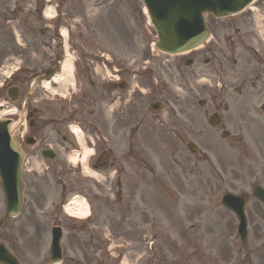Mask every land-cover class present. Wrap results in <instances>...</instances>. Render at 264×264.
Listing matches in <instances>:
<instances>
[{
  "label": "flooded vegetation",
  "instance_id": "1",
  "mask_svg": "<svg viewBox=\"0 0 264 264\" xmlns=\"http://www.w3.org/2000/svg\"><path fill=\"white\" fill-rule=\"evenodd\" d=\"M254 6L245 15L231 20L227 32L228 56L234 66L240 67L231 78L235 85L239 83L233 86L235 96H211L206 102L208 110L215 113L221 110L226 99L230 100L239 110L237 115L245 116L251 126L255 124L253 115L260 116L264 112V30L257 29L252 16L255 10L262 14L260 17L264 21V0H257ZM58 7L67 21H79L80 31L76 38L96 35L100 24L81 23L83 11L79 9L83 5ZM122 7L125 9V4ZM137 12L140 17L139 9ZM125 22L129 38L139 37L138 28H130L128 21ZM221 29L227 31L226 27ZM103 33L107 40L115 37L112 31ZM118 52L119 49L103 48V62L94 59L100 53L97 48L84 53L85 57L78 58L80 63L73 66L71 85L50 81L43 89L42 83L33 84L36 71L52 67V64L43 63L29 65L31 73L7 86L4 96L7 129L23 158L21 181L26 212L21 213L24 220L21 230L38 232L58 224L63 230L68 228L62 210L73 197H83L88 204L92 215L88 223L91 230H106L113 216L121 222L120 230H132L141 225L143 205L148 203L145 198L153 192L147 183L155 177L153 160L159 151L173 147L174 127L185 122L182 124L186 132L196 130V139L204 140V131L200 132L194 116V101L188 97L186 100L162 98L168 112L164 125L160 124V130L157 129L156 121L148 119L146 106L143 113L140 95L142 70L148 67L152 70L153 66H142L139 58L134 59L138 61L134 64L108 63ZM57 55L59 50L50 60ZM221 58L223 60L222 54ZM149 75L151 80L156 79L154 72L150 71ZM202 115L206 117V111ZM73 125L81 132L79 139L71 133ZM229 126L235 128L237 123L231 122ZM83 149L90 153L86 175L78 167ZM72 159L76 162L72 163ZM52 186L57 188L55 198H51ZM12 228L5 226L0 230V240L5 244L11 240ZM261 262L264 263V259L240 264Z\"/></svg>",
  "mask_w": 264,
  "mask_h": 264
},
{
  "label": "rangeland",
  "instance_id": "2",
  "mask_svg": "<svg viewBox=\"0 0 264 264\" xmlns=\"http://www.w3.org/2000/svg\"><path fill=\"white\" fill-rule=\"evenodd\" d=\"M36 1L37 0H0V15H6L13 2H15L17 7H26L27 5L36 3ZM42 1L45 7L51 5V3H54V0H51L50 3H46L45 0ZM82 1L86 3L79 9L83 11V13L80 14L82 17L81 23L84 24L88 22L91 25L100 24V26H97V29L95 30V38H98L97 47L99 49L106 46L103 41L104 39L101 37V33L103 31H112V33H114L115 37L109 41L110 48L126 50L129 49V46H134L133 42L135 41V38L133 40L129 39V34L126 32L127 25L125 21L128 19H133L134 16L136 18L139 17L137 10L140 5L138 4V0H123L125 3V9H123L122 5H116L115 2H110V0ZM87 2L91 6L88 7ZM99 3L100 7H93ZM88 11L93 13H89ZM125 15L127 16V19L124 21ZM92 16L94 19L93 21L90 20V22L89 18ZM120 19L123 20L122 23L118 22ZM231 20L232 19L220 21L209 20V27L212 35L211 40L205 48L200 50L202 51V55L196 60L193 69H185L183 63L178 62L181 57H172L153 51V47L150 45V43L154 41V37H151L148 40H141L142 52L144 53V50H146L148 53L145 58L142 57V61L146 62L149 58V62L157 67L156 72L159 74V83L161 80H164L170 85V83L174 80L172 78L173 74L184 77V75L194 71V69H199L200 72H203V74L199 77L200 79L211 80L212 76L214 75V71L217 69L215 64V56H217L220 49H224V43L226 42L224 36H227V32L230 31L229 30L226 32V30H222L221 28L226 27L228 30ZM33 27H36V25ZM36 35L37 34L35 33V36ZM50 42L47 36L34 38L31 31L24 23L16 21L13 24H9L0 21V55H2L1 58L4 59L3 63L0 64V72L7 73L11 70V68L9 69L8 66L11 65L12 58H16L19 54L25 56L26 58H31V49L36 44H39L40 47L46 48ZM214 46L216 48L215 53L211 54ZM12 49H14L12 52L13 54H10ZM205 54H209L207 56L212 60H210V64L203 66L201 61L203 55ZM150 57L153 58L150 59ZM224 65L225 67L223 70L230 69V62H224ZM0 78H2L1 75ZM202 84L203 89L206 87L208 88L209 86L207 82ZM199 86L201 87V85ZM199 86L196 85L197 88H199ZM176 88H182L179 82H173V89ZM178 94L181 95V93ZM195 97H197V95H195ZM0 115V118L5 117L4 114ZM236 122L238 123V127L241 128L240 134L243 137L242 144L249 147L247 150L251 149L250 143H254V141L258 148H264L263 143H261L262 133H260L258 129L253 130L246 120H242L241 123L238 121ZM212 141L213 138L207 134L206 144L207 146L209 145V148L207 149L210 150L212 162H214V164H216L217 161L220 163L218 159H222V154L224 151L223 149H220L221 147L219 144ZM243 151L244 150L241 149L231 153L228 152L225 157L229 158L230 160L227 162L223 161L224 165L222 164L221 170L216 167L218 172H220L225 178L226 183L215 184L213 181L211 182L212 176L211 173H209L208 176L209 171L207 170V175L204 177V184L201 181L196 180L192 185V189H189L186 183V180L189 178H183V174L179 173L178 169L174 166L172 199L167 200L162 194L157 193L155 199L157 209L152 214L148 212L147 215H141L145 216L143 221L149 220V217L152 216L151 220H153L152 222L155 224L154 227L156 228V233H158V241L155 242L151 250H148L147 238L149 234L153 233L152 230L149 228H141L139 233L138 228H136L133 232V235L130 236L131 240L137 239L134 247L131 246V250H134L135 254L132 253L131 255H127V259H137L139 257H142L141 259H157V264H184L180 259H190V261L187 263L185 262V264H198V259H202L204 250L205 256H209L207 259H212L211 256H214V246L216 243L218 244L220 250L222 248L225 250L224 243L228 240V238H230L233 226L229 220V217L226 215L222 216L218 210V206L215 201V191L220 190L222 187H228L234 190L247 189L252 175H259L260 178L263 177L259 171L256 173V171L252 170L250 163L246 161V153L243 154ZM231 164L233 165L232 168L235 167L234 169L236 174L226 175V167H230ZM50 193L51 198H55L57 196V188L52 186ZM253 206L254 204L249 205V208H251V211L248 214L251 228V230L249 229V241L253 240L252 248H256V244L258 242H262L263 246L256 249L254 258L264 259V211L256 210L255 208L253 209ZM36 214H38V212H36ZM2 216L3 203L0 194V219ZM222 218H227L228 220L224 226L220 225V220ZM23 221V217H19L11 223V225H14V229L12 232L13 237L11 241L8 242L9 248L17 256V258L21 260L22 263L29 264L46 262L48 259L49 248L48 233H46L45 230L35 232L27 229V231H21L19 229ZM108 222V230L111 239L109 244L114 243L110 246V248L114 246L113 249L109 248V251L110 254L114 255V258H110L107 254V251H104V255L102 252V254L99 255L98 251L93 247L94 244H88L89 248H87V243H81L80 245L73 242L71 243L70 239L66 237L71 233L65 231L63 233V241L61 242L63 259H92V257H94L93 259H120L121 254H126L124 251L120 252L119 248V244H121L119 236L122 234L121 230L119 229V227H122L120 225L121 222H119L118 225L117 216L111 217ZM201 222H203L205 229H202V231L200 229L199 232V224ZM112 225L113 228L115 225L118 227L117 231L112 229ZM220 228L223 229L221 230ZM210 232L214 234L212 235L211 240L207 242L204 241V239L202 240V235L204 233L211 234ZM140 234H145L146 236L144 241L141 239V244L138 243ZM87 236L88 235L86 232H83V234L80 235L81 239L83 240H87ZM237 245L238 243L236 245H232V249L230 250L226 246L227 256H230L232 252L238 250V248H241ZM248 252L250 253V251ZM96 253L98 254V257H96ZM241 254L244 255L243 252ZM259 264L264 263L261 262Z\"/></svg>",
  "mask_w": 264,
  "mask_h": 264
},
{
  "label": "water",
  "instance_id": "3",
  "mask_svg": "<svg viewBox=\"0 0 264 264\" xmlns=\"http://www.w3.org/2000/svg\"><path fill=\"white\" fill-rule=\"evenodd\" d=\"M200 1L201 2L197 3L194 0L197 5H203V1ZM144 3L147 6L148 12L150 13L151 22L155 26L158 33L159 43L156 45L158 50L165 53H181L199 46L205 41L206 33L202 29L200 18H197V15L194 12L193 0H144ZM181 6H186V8H182ZM182 10L189 12L187 15H183ZM189 13L196 15V23L193 21L195 17L192 18ZM182 26H184V29H187L188 35H181L180 33L175 32V29ZM194 27H196L195 31H192ZM199 32V35L192 37L195 33ZM189 36H191V38ZM6 144V135L2 131L0 132V177L2 180V190L5 194L7 215L10 209H13L14 215L18 211L21 201V196L19 193L20 160H16L14 166L15 188L14 191L11 192L12 182L9 180L7 172L8 166L6 158ZM57 240L58 237L53 238L51 259H60ZM0 262L2 264H18L1 245Z\"/></svg>",
  "mask_w": 264,
  "mask_h": 264
},
{
  "label": "bare ground",
  "instance_id": "4",
  "mask_svg": "<svg viewBox=\"0 0 264 264\" xmlns=\"http://www.w3.org/2000/svg\"><path fill=\"white\" fill-rule=\"evenodd\" d=\"M53 13L51 11L48 12V15H52ZM69 68V62H65V66H64V70H68ZM68 73L70 74V71H67L65 74H64V78L67 77ZM68 81V80H67ZM81 216H85V213H82ZM123 264H128L126 261L123 263Z\"/></svg>",
  "mask_w": 264,
  "mask_h": 264
}]
</instances>
